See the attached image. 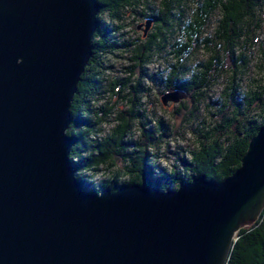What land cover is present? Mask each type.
I'll list each match as a JSON object with an SVG mask.
<instances>
[{
    "label": "water",
    "instance_id": "obj_1",
    "mask_svg": "<svg viewBox=\"0 0 264 264\" xmlns=\"http://www.w3.org/2000/svg\"><path fill=\"white\" fill-rule=\"evenodd\" d=\"M99 12L97 0H0V264H226L264 211V125L220 182L85 187L67 130Z\"/></svg>",
    "mask_w": 264,
    "mask_h": 264
},
{
    "label": "trees",
    "instance_id": "obj_2",
    "mask_svg": "<svg viewBox=\"0 0 264 264\" xmlns=\"http://www.w3.org/2000/svg\"><path fill=\"white\" fill-rule=\"evenodd\" d=\"M97 1L100 24L92 38V56L71 103L72 122L67 131L72 137L70 160L84 186L100 191L140 183L166 190L200 176L220 182L231 175L240 166L251 138L264 125L263 94L247 92L239 85L249 67V45L255 44L254 32L262 23L261 0ZM137 17L145 23L151 21L150 28H143L144 38H127L121 30ZM131 52L135 69H130L128 80L110 84L106 70L112 67L111 57ZM199 53L206 58L196 62ZM157 56L165 60L170 56L173 61L166 80L149 70ZM226 73L231 77L229 87L214 98L211 92ZM159 84L162 96L184 91L194 112H199L202 105L210 117H217L204 133L196 127L197 137L202 140L189 159L181 158L184 173L168 171L155 159L169 129H164L161 121L151 124L141 99ZM115 87L129 89L126 96L117 92L126 97L128 109L122 112L114 133L98 139L112 105L95 107L94 101L104 99L107 93L115 94ZM260 107L263 111L254 113ZM181 108L189 110L183 102ZM181 108L178 106L175 114L179 115ZM135 124L141 132L137 141L131 138ZM202 124L204 127L205 122ZM119 157L126 162L127 179L120 181L124 175L114 174L94 188L86 172H98L105 164L115 165ZM226 264H264V211L257 222L239 231Z\"/></svg>",
    "mask_w": 264,
    "mask_h": 264
},
{
    "label": "rangeland",
    "instance_id": "obj_3",
    "mask_svg": "<svg viewBox=\"0 0 264 264\" xmlns=\"http://www.w3.org/2000/svg\"><path fill=\"white\" fill-rule=\"evenodd\" d=\"M261 2V7L264 11V0H261ZM104 17L107 18V15H104ZM261 21V25L258 27L257 31L254 32L255 44L249 45V49L246 54L249 60V67L245 70V73L242 76V81H239V85L242 86V88L247 92L251 91L254 93V91H256L257 94L260 92L264 97V12L262 13ZM148 24L150 28L151 22L145 23L143 18L137 17V19L135 20L131 19L130 24L126 28L122 29L121 33H124L125 35H127V38L130 39L137 40L139 37L144 38L142 36L143 28H147ZM139 43H141V40L139 41ZM131 57L132 52L124 53L123 57H111L109 66L112 67L106 70V78L110 82V84H115V82H122L121 84H123L128 80L131 71L130 69H135V65L130 59ZM168 58L170 60L161 59L157 56L155 63L150 65L149 68L152 73L155 71L157 73H160V76L163 77V80H166L168 74H171V68L169 67V65L171 64V62L173 63V61H171L170 56H168ZM205 58V54L199 53L196 58V62L197 60H202ZM230 79V75L226 73V75H224V77L220 81L219 85H217L211 92L214 98L218 97L224 90L228 89ZM162 84H164V81ZM112 88L113 86H111L109 89ZM162 88L163 87H161V84L152 86L150 95L145 98L142 97L141 99L148 108V118L152 120L151 124L155 126L158 123L157 121H161L163 122V128L166 129L168 127L169 129L167 130L168 135L163 137L164 146H162L161 149L158 150L159 152L156 156L157 158L155 159L158 160V162H161V165L164 166L168 171H173L176 169L178 172L184 173V169L181 165V158L183 157L189 159L191 151L195 150V148L199 146L202 140L197 137L196 127L200 126V129L204 133V131H208L210 126L216 122L217 117L215 119L210 117V114H208L207 110L204 109L202 105V108L199 112H194L193 109H191L192 107L190 105H192V103L189 102V98L187 95L186 97H183L178 101L168 100L166 103H163L161 93ZM128 90L129 89H127V87L124 89H122L121 87H115V94H112V92H110L111 94L107 93L104 99L100 100L99 102L94 101L95 107L104 106L105 104L109 105L110 103L112 105V110L108 116V119L105 121V123L102 124V129L99 132V137H97L98 139L108 138L118 127V124L120 122L119 118L122 112L128 109V106L126 103V97L119 96L117 92H121V95L126 96V94H128ZM107 99L109 101L108 103L105 102ZM182 102L183 105H187L189 110L181 108ZM178 106L181 108L179 110V115L175 114ZM260 111H263L261 110V107L256 108L254 113L256 112L258 114V112ZM203 122H205L204 127L202 124ZM131 138L133 141H137L139 138H141V132L136 124L132 129ZM131 148L133 147H130V150ZM123 160V158L119 157L116 159L115 165H102L99 167L98 172L87 171L86 174L91 178L88 179L93 182L92 186L94 188H97L102 181L109 178L110 176H113L114 174L124 175L126 162H124ZM78 178L80 177L78 176ZM120 179V181H124L127 179V177H125L124 175Z\"/></svg>",
    "mask_w": 264,
    "mask_h": 264
},
{
    "label": "bare ground",
    "instance_id": "obj_4",
    "mask_svg": "<svg viewBox=\"0 0 264 264\" xmlns=\"http://www.w3.org/2000/svg\"><path fill=\"white\" fill-rule=\"evenodd\" d=\"M99 21H100V20H99ZM71 122H72V121H71ZM70 125H71V123H70ZM69 128H70V126H69ZM69 128H68V129H69ZM67 131H68V130H67ZM76 172H77V170H76ZM178 187H179V186H178ZM178 187H176V188H178ZM172 188H174V187H172Z\"/></svg>",
    "mask_w": 264,
    "mask_h": 264
}]
</instances>
